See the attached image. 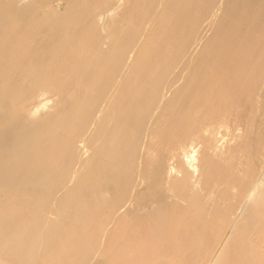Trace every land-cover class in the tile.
<instances>
[{
    "label": "bare ground",
    "instance_id": "1",
    "mask_svg": "<svg viewBox=\"0 0 264 264\" xmlns=\"http://www.w3.org/2000/svg\"><path fill=\"white\" fill-rule=\"evenodd\" d=\"M0 264H264V0H0Z\"/></svg>",
    "mask_w": 264,
    "mask_h": 264
},
{
    "label": "rangeland",
    "instance_id": "2",
    "mask_svg": "<svg viewBox=\"0 0 264 264\" xmlns=\"http://www.w3.org/2000/svg\"><path fill=\"white\" fill-rule=\"evenodd\" d=\"M49 102H50V101H49ZM51 102H52V101H51ZM51 102H50V104H51ZM194 147H196V146H194ZM192 149H193V148H192ZM197 149H198V146H197ZM197 149H196V150H197ZM196 150H195V148L193 149L194 152H195ZM194 154H195V157H196V156H197V153L195 152ZM195 163H196V162H195Z\"/></svg>",
    "mask_w": 264,
    "mask_h": 264
}]
</instances>
